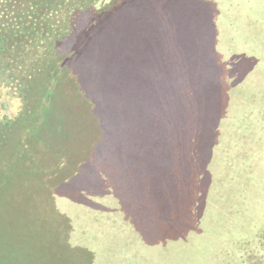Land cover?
<instances>
[{
	"label": "trees",
	"instance_id": "1",
	"mask_svg": "<svg viewBox=\"0 0 264 264\" xmlns=\"http://www.w3.org/2000/svg\"><path fill=\"white\" fill-rule=\"evenodd\" d=\"M237 1L0 0V264H106L104 247L90 236L92 220L104 231L122 234L126 246L144 244L154 255L183 243L185 251L193 249L189 255L197 264L264 260L263 200L256 207L246 197L245 213L234 205L241 220L228 227L226 214L213 221L220 230L216 242L201 226L209 206L215 208L204 197L217 179L205 167L215 156L226 164L230 160L228 150H216L233 105L230 91L243 92L253 70H264L251 56L253 43L248 56L233 55L230 62L217 49L224 41L225 52L232 39L231 32L220 30L229 26V15L235 22L248 18L249 11L243 20L234 12ZM161 41L170 43L167 68L156 64ZM201 67L212 74L201 76ZM195 85L199 91L218 90L212 96L219 105L214 119L213 112L206 114L212 119L201 118L210 96L186 97L187 87ZM247 107L245 113L256 118L258 111ZM248 119L238 127L256 132L264 125V118L260 124ZM175 130L197 134L194 138L209 147L208 159L196 170V185L187 189L190 211L171 214L166 231L150 240L143 234V226L147 232L149 227L141 209L147 202L135 206L140 189L130 179L146 156L159 168L156 177L167 169L183 173L180 158L172 156L177 147L160 157ZM192 164L191 157L185 165ZM190 172L186 177L192 178ZM160 179L168 182L171 176ZM247 189L253 193L255 186ZM65 202L73 205L64 208ZM79 209L83 224L72 214ZM241 216L248 221L241 222ZM217 244L228 249L213 250ZM204 248L212 249L214 258H204Z\"/></svg>",
	"mask_w": 264,
	"mask_h": 264
},
{
	"label": "rangeland",
	"instance_id": "2",
	"mask_svg": "<svg viewBox=\"0 0 264 264\" xmlns=\"http://www.w3.org/2000/svg\"><path fill=\"white\" fill-rule=\"evenodd\" d=\"M237 2L238 4L240 3V5L238 8H234V12H236L238 18L242 19L244 15L246 17L247 11H249L248 18L246 17V20L242 19L243 21L235 22L232 20V14H230L227 18V21L231 19L229 23L230 28L228 24L221 23L222 26L220 27V30L222 34L226 36L231 32L230 34L232 39L227 46V50L225 47V52L223 51L224 41H221L217 49L227 62H230L233 55L235 56L238 54L240 56H248L246 55L247 50L249 51L248 44L253 43V49L256 53H253L254 55L251 56L256 60H259L264 66V0H238ZM254 6H256V10L251 9ZM163 42L164 41H161L156 44V48L162 52L160 58L157 59L156 64H160L162 67L167 68L168 60L165 59L167 55L165 48L170 45V43L161 44ZM160 44L162 47L161 49L159 46ZM199 57L197 61L199 60ZM208 69V67H201V76H205L206 73L212 74L211 71L213 70ZM230 69H232V64L231 68L228 67L226 69V73H230ZM246 81H248V78ZM203 90L204 89H201V91H199L196 85L193 87L188 86L185 90L187 94L186 97L193 100L196 97L210 96L211 99L209 100V104L203 102V107L201 108L202 113L205 115V117L201 118H203V120H210L212 118L206 114H212V112L214 114V111L218 110V101L216 103L213 98L217 97L218 90L217 92H206ZM230 95L231 100L229 103H232L233 105L230 108L226 119L228 124H224L225 132L220 134L219 137L221 138V141H218L219 144L216 147V150L220 153L222 150H228L229 154L225 156L226 158H230V160L226 164L224 163L225 158L223 156H215L212 159L213 161L210 160L212 164L205 167H209L217 179L214 183V189L210 190L204 197L208 203L211 205L213 204L215 208H211V206H209L205 214V216H207L205 217L206 221L204 225L202 223L201 226H205L210 229L209 233L212 234L211 239L214 242L219 240L218 234L220 230H215L213 221H215V224L221 222V217L226 214L227 219H223V225L228 227L229 224L241 220L233 210L234 205H236L238 210L245 213V211L247 212L249 210V206H246L247 204L244 202L246 197L247 201L249 199L250 204L256 205V207L260 200L264 201V125L256 132L249 126L238 127L239 123L243 122L245 118H252L248 119L252 124H254V120H256L259 124L262 123L261 121L264 118V70L255 68L250 75L249 83L246 85V89L241 92L237 87L232 88ZM246 106L252 110L258 111L255 115L256 118H253V114L249 115V113H245L248 111H246ZM212 117L214 119L216 115L214 114ZM193 124V126H196L194 122ZM200 125L203 124L200 122ZM196 135L197 134L189 133L182 136L177 133V130H175L174 133L172 132L167 135L165 139L167 146L160 149V157H164L165 154H163V151L166 148L173 146L177 147L172 156L179 157L180 160L183 161V163L179 161L177 165L183 173L178 170L172 171L171 169H167L163 170V173L158 172V177H156L155 170L159 168L153 167L150 163L151 159L146 156L141 157L145 164L140 167L139 170H137L136 175L130 179L131 181H135L134 184L140 189L139 191H135L136 195H141L136 197L137 200L135 202V206H139L138 202L141 200L147 202L145 207L143 206L141 209L147 213L145 222L148 223L147 226L149 227V231L147 232L145 230V226H143V234L150 240L156 235L159 236L160 234L161 236L162 233L166 231L165 226L171 214L181 217L191 209L190 196L192 195L187 194V189L195 184L194 176L196 175V170L205 166V161H207L208 158L204 156V153L205 149L209 148L208 146L203 145L198 139H195L194 136ZM225 138L228 139L224 140ZM236 144L238 147H233ZM191 157L193 163L192 165L195 168L194 170H192V165L190 167L185 165L188 161H190ZM250 167L254 170L251 171ZM188 168L189 172L192 170L190 172L192 178L186 177L185 175V171ZM221 169V172H223V170L225 171L222 175L220 174ZM256 171L257 174L254 175ZM169 175L171 176V180L168 182L160 179L161 177ZM219 176H223L224 180L220 179ZM157 178H159V180ZM241 186L246 187V191L244 193ZM250 186H255L253 193H249V190L247 189V187ZM240 197H242V200H240ZM71 205L73 204L65 202L64 208ZM72 214L77 216L80 224H83L86 221L85 218L81 217L82 212L80 209L79 211H74ZM241 217H244L241 222L248 221L247 217ZM208 220L211 222L209 225ZM87 224L88 228L92 230L90 232V236L93 242L95 240L99 241V246H103L105 249L102 254L103 256L101 257H103L106 264H135V262L136 264H142L140 261H151L152 264H197L196 259L193 261L189 255V252L193 249L188 248L185 251L182 246L183 243L182 245H178L180 246L178 248L167 247L165 250L161 249L154 255V251H150V248H145L142 242V245L137 243L132 247L126 246L124 242L127 241L123 240L122 234L120 236V234L115 231L112 233L104 231L105 229L103 226H99V221L92 220ZM131 234L134 233L129 232V235ZM203 238L206 240L208 235H205ZM199 239H202V237H198V240ZM82 245L86 246L84 243ZM93 247H95V245H93ZM141 249L145 250L143 251ZM216 249L226 251L228 247H221L217 244L216 248L213 250ZM202 250L205 252V255L203 256L204 258H214V252L212 249L204 248ZM142 254L143 257H140ZM136 256L138 257V260ZM260 257L261 258L257 259L255 264H264V260L261 262L262 256ZM198 264L203 263L199 260Z\"/></svg>",
	"mask_w": 264,
	"mask_h": 264
}]
</instances>
